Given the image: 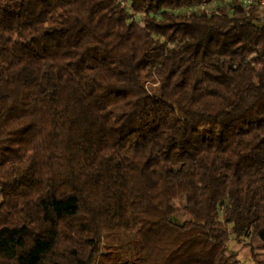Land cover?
<instances>
[{"label": "trees", "instance_id": "16d2710c", "mask_svg": "<svg viewBox=\"0 0 264 264\" xmlns=\"http://www.w3.org/2000/svg\"><path fill=\"white\" fill-rule=\"evenodd\" d=\"M216 1L0 0V264H264V3Z\"/></svg>", "mask_w": 264, "mask_h": 264}, {"label": "rangeland", "instance_id": "374dc122", "mask_svg": "<svg viewBox=\"0 0 264 264\" xmlns=\"http://www.w3.org/2000/svg\"><path fill=\"white\" fill-rule=\"evenodd\" d=\"M226 3L228 2V0H221V1H216L215 3L213 4H209V5H206V7L208 9H213L217 3ZM0 200H1V197H0ZM230 231L232 233V242L228 245V251L229 253L231 254H236L238 256V258L240 259L241 261V264H255L254 261L252 260L251 258V255H250V251H251V247L250 245L248 244L249 242L248 241H244V242H238L235 240V235L233 233V226L231 225L230 226ZM129 239L128 236L126 235H121V236H115L113 237L111 240L119 247H123V248H127V244L125 245L124 243L127 242V240Z\"/></svg>", "mask_w": 264, "mask_h": 264}, {"label": "built area", "instance_id": "2783aa9c", "mask_svg": "<svg viewBox=\"0 0 264 264\" xmlns=\"http://www.w3.org/2000/svg\"><path fill=\"white\" fill-rule=\"evenodd\" d=\"M249 3L255 1V0H247ZM264 3V0H261Z\"/></svg>", "mask_w": 264, "mask_h": 264}]
</instances>
